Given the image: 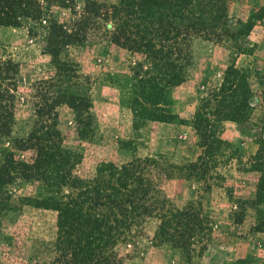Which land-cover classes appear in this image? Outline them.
Segmentation results:
<instances>
[{
  "label": "trees",
  "instance_id": "16d2710c",
  "mask_svg": "<svg viewBox=\"0 0 264 264\" xmlns=\"http://www.w3.org/2000/svg\"><path fill=\"white\" fill-rule=\"evenodd\" d=\"M227 2L0 0V26L24 28L47 57L44 74L33 79L21 74L20 64L11 56L0 54V264L6 260L15 264H123L124 255L117 246L133 240L131 226L144 217L157 220L149 239L152 246L168 244L187 257L193 244L204 248L211 231L200 200L188 199L175 207L156 185L160 178L174 176L206 182L208 156L223 144L213 135L212 120H231L241 127L256 105H264V69L254 68L251 76L262 95L249 86L246 72L235 70L211 94V110L200 112L197 107L184 120L168 107L169 88L182 82L191 64L192 41L237 39L243 32L240 29L248 31L250 19L262 12L256 10L246 22L233 20ZM92 40L140 57L128 64L126 75L132 130L146 121L190 123L200 148L196 160L157 167L154 158L133 155L119 163L97 162L89 175L80 173L82 152L66 142L58 108L69 110L70 119L62 123L72 124L75 140L95 141L98 126L91 110L90 80L70 54V48ZM22 103L29 106L27 125L16 129L15 111ZM257 128L250 121L246 129L255 130L257 136ZM255 142L249 170L258 175L248 205L254 211L253 230L264 231V139L258 137ZM116 144L118 151H134L131 138L118 139ZM22 184L32 185L33 192L18 194ZM24 206L55 213L50 240L28 238L26 242L20 227H15ZM229 264L252 262L238 258Z\"/></svg>",
  "mask_w": 264,
  "mask_h": 264
},
{
  "label": "rangeland",
  "instance_id": "374dc122",
  "mask_svg": "<svg viewBox=\"0 0 264 264\" xmlns=\"http://www.w3.org/2000/svg\"><path fill=\"white\" fill-rule=\"evenodd\" d=\"M227 5L228 16L242 22H246L256 10L261 9L262 12L259 17L250 19L252 25L248 31L240 29L243 32L237 39L224 38L216 42L195 38L192 41L191 64L186 68L182 82L170 87L167 93L168 107L177 118L189 120L197 107L200 112L211 110L214 104V99L210 101L211 94L216 92L223 77L231 78L235 70L246 72L249 86L256 94L262 95L257 91L259 87L251 72L254 68L264 69V0H228ZM39 49L37 42L28 38L24 28L0 26V54L16 60L21 74L33 79L34 75L44 74L47 57ZM70 54L80 71L89 77L91 110L98 126L94 142H79L75 140L72 124L62 123L70 119L69 110L58 108L59 128L66 142L82 152L81 174L89 175L97 162L119 163L133 155L150 156L156 160L157 167L196 160L200 148L196 146L197 137L190 123L146 121L136 131L132 130L126 75L128 64L139 59V55L132 56L126 50L101 40L72 47ZM206 100H209L208 106L205 105ZM28 114L29 106L18 104L14 128L19 125L25 128ZM250 121L260 126L256 129L259 135L254 136L255 130L246 129ZM211 123L213 135L223 144L212 157L206 158L207 181L193 182L174 176L160 178L156 185L160 194L175 207H181L188 199L197 197L200 200L211 231L205 244L202 240L204 248L200 249L198 243L193 244V252L187 257L180 249L168 244L152 246L149 239L153 236L157 220L144 217L131 226L133 240L125 246H117L124 255L123 264H229L238 258L247 259L252 264L264 263V231L253 230L254 211L248 205L254 195L258 175L249 170V157L257 148L255 140L258 137L264 139V105H256L249 121L243 122L241 127L231 120L216 122L214 119ZM126 138L133 140V153L118 151L116 140ZM31 192L30 184H22L17 190L18 194ZM22 211L15 227H20L27 243L28 238H52L55 230L53 211L29 206L22 207ZM2 264L15 263L6 260Z\"/></svg>",
  "mask_w": 264,
  "mask_h": 264
}]
</instances>
